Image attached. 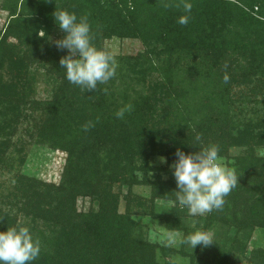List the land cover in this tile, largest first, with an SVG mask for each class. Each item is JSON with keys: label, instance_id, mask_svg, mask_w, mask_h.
<instances>
[{"label": "trees", "instance_id": "obj_1", "mask_svg": "<svg viewBox=\"0 0 264 264\" xmlns=\"http://www.w3.org/2000/svg\"><path fill=\"white\" fill-rule=\"evenodd\" d=\"M184 2L2 1L0 9L7 16L0 29V108L13 123L18 121L28 104L31 65L38 58L58 82L45 101L48 117L40 123L37 136L38 142L66 153L60 182L18 173L5 196L10 199L9 210L0 207V231L18 226L14 208L47 226L48 230L44 227L33 235L41 243V254L33 264H264V245L250 243L256 229L264 234V156L255 153L257 147H264V123L235 120L230 92L232 86L245 82L264 84V0H188L190 20L180 25ZM55 9L86 16L92 43L99 49L104 39L116 36L138 39L145 50L127 62L119 79L84 91L65 78L59 61L66 50L48 40L56 26ZM42 30L45 37H40ZM153 73L158 78L151 93L139 94L131 88L133 81L145 83ZM157 91L164 97L159 111V116L165 115L162 127L156 125ZM126 104L133 110L117 118L115 113ZM208 144L218 145L221 157L233 147L243 148L234 157L237 186L225 197L222 211L213 210L204 219L212 226L231 220L235 233L226 245H216L211 259L201 257L198 247L193 251L160 247L165 254L178 252L187 261L167 255L160 259L156 247L135 234L138 224L129 208L119 211V191L114 187L119 182L131 188L138 182L136 171L149 167V154L162 155L172 164L178 148L188 154ZM151 183L175 202V179ZM79 197L90 199L88 210L77 208ZM239 198H243L240 208L234 204ZM229 208L239 209L238 214L222 216ZM187 213L175 203L171 214L161 220L169 228L185 230Z\"/></svg>", "mask_w": 264, "mask_h": 264}, {"label": "rangeland", "instance_id": "obj_2", "mask_svg": "<svg viewBox=\"0 0 264 264\" xmlns=\"http://www.w3.org/2000/svg\"><path fill=\"white\" fill-rule=\"evenodd\" d=\"M2 1L0 0V5ZM257 9V6H255L253 11L256 12ZM6 16L7 12L0 9V29L5 23ZM64 35L65 33L56 25L50 32L48 40L55 44L54 42L61 39ZM101 49L109 51L115 56L118 64L115 76L117 79H119L120 73L126 71L127 62H131L133 57L145 50L143 44L138 39H120L116 36L104 39ZM45 64L46 62L43 59L38 58L31 65L33 75L27 88L28 104L23 108L18 121L13 123L12 116L6 113L4 107L0 108V128L6 127L4 131H0L2 133L0 135V207L7 210L10 208V199H6L5 196L13 189V184L18 173L58 184L65 165L66 153L64 151L53 149L47 144L38 142L37 129L40 123L48 117L45 101L51 98L58 83L53 73L50 74V71L45 68ZM130 73L132 76H138V74L135 75V72ZM115 77L112 79H116ZM156 78H158L156 73H153V77L147 75L145 83L136 84L133 81L131 88L137 89L139 94H149L152 90V83H154ZM126 81H129V79L127 78ZM124 86L127 87V85ZM131 88L129 87L130 97L134 95L131 92ZM230 92L233 100L231 103V113L235 120H251L264 123V84L261 82L257 83V81L245 82L232 86ZM156 94L158 106V117L156 118V123L158 124L156 125L160 124L162 127L161 121L164 120L165 115L161 114L162 116H159V111L164 103V97L160 94V91H157ZM176 112H178V109ZM2 142H5V145ZM242 149L241 147L231 148L229 155L222 157L224 164L235 170L234 157L241 154ZM255 153L256 155L264 156V147H257ZM148 156L149 167H146L144 171H136L135 176L138 182L133 183L131 188L126 183L121 184L119 182L114 187L115 191H119V211L123 213L129 208L132 217L138 224L135 234H141L148 242L152 243L156 247V255L160 259L163 255H167V258H171L177 262L187 261L178 252L165 254L162 250H159L160 247H170L175 250L182 249L186 251L194 250H191L187 245L179 243L175 246H168L166 243V233L178 231L186 236L197 229H205V231L213 234L215 244L209 247L197 246L199 248L198 254L203 258L211 259L215 253L216 245H226L229 242L228 238L232 237L235 233V227L231 225V220L225 221L224 224L219 221V224L215 223L212 226V224H204V219L208 218L211 212L195 217L187 213L183 215L185 230L182 228L175 230L167 227L161 219L163 216L171 214L175 202L172 198L163 196L164 193L158 191V185L151 182L167 181L170 178L174 179L173 175L171 177L169 172L164 170L167 167L166 169L171 171L169 168L171 164L160 163L159 157L162 155L149 154ZM229 199H231V196H229ZM240 200L238 203H234L238 208H240L243 198ZM91 205L88 197H79L77 200V208L79 210L86 211ZM96 207L97 203L94 202L93 208ZM15 210L14 208L12 214L17 215L18 226L16 227L27 226L33 235L37 231L43 230L44 227L45 230H48L47 226L39 219L32 220L22 213L17 214ZM238 211L239 209L233 210L229 208V210H224V215L222 216H232V214H238ZM214 231L219 233L215 235ZM221 232H224L223 235H221ZM263 235L261 229H256L250 241L251 245H264Z\"/></svg>", "mask_w": 264, "mask_h": 264}, {"label": "clouds", "instance_id": "obj_3", "mask_svg": "<svg viewBox=\"0 0 264 264\" xmlns=\"http://www.w3.org/2000/svg\"><path fill=\"white\" fill-rule=\"evenodd\" d=\"M183 9L185 14L178 18L177 23L187 25L192 4L185 0ZM52 16L54 23L65 33L54 43L58 49L66 50L67 54L60 58L59 63L70 83L84 91H95L98 84H105L116 76L118 64L115 56L94 46L92 28L86 16L78 17L75 12L66 9H55ZM40 37H45L43 30ZM224 80L227 82V75ZM132 110L133 106L126 104L115 115L123 119ZM195 141L201 143L199 134L195 136ZM198 149L186 154L178 148L175 161L169 165L177 189L173 191L175 203L186 208L193 217L222 210L225 197L238 184V176L224 164L218 145L208 144ZM159 160L162 164L167 163L163 156ZM166 236L168 246L179 243L191 250L215 244L213 234L200 229L186 236L178 231H169ZM40 254L41 243L27 226H12L0 231V264H33Z\"/></svg>", "mask_w": 264, "mask_h": 264}]
</instances>
